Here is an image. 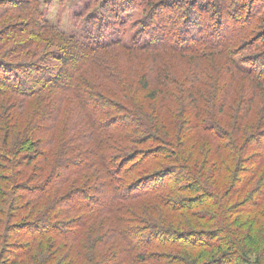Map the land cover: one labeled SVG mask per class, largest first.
Instances as JSON below:
<instances>
[{"label":"trees","instance_id":"16d2710c","mask_svg":"<svg viewBox=\"0 0 264 264\" xmlns=\"http://www.w3.org/2000/svg\"><path fill=\"white\" fill-rule=\"evenodd\" d=\"M49 3L0 0V264H264V0Z\"/></svg>","mask_w":264,"mask_h":264},{"label":"rangeland","instance_id":"374dc122","mask_svg":"<svg viewBox=\"0 0 264 264\" xmlns=\"http://www.w3.org/2000/svg\"><path fill=\"white\" fill-rule=\"evenodd\" d=\"M47 2H50L45 8L47 21L68 34L70 32V15L76 0H47Z\"/></svg>","mask_w":264,"mask_h":264}]
</instances>
